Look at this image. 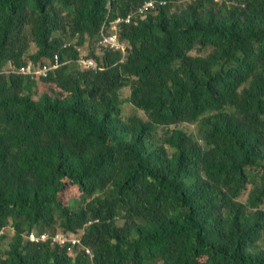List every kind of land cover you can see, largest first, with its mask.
Listing matches in <instances>:
<instances>
[{
	"label": "trees",
	"instance_id": "1",
	"mask_svg": "<svg viewBox=\"0 0 264 264\" xmlns=\"http://www.w3.org/2000/svg\"><path fill=\"white\" fill-rule=\"evenodd\" d=\"M1 230L0 264H264V0H0Z\"/></svg>",
	"mask_w": 264,
	"mask_h": 264
},
{
	"label": "built area",
	"instance_id": "2",
	"mask_svg": "<svg viewBox=\"0 0 264 264\" xmlns=\"http://www.w3.org/2000/svg\"><path fill=\"white\" fill-rule=\"evenodd\" d=\"M160 5L166 4V2L161 1L159 3ZM156 6V3L153 1L145 2L143 6H141L136 12H133L132 14L128 15L126 18L118 17L115 21L110 23V32L109 33H103L100 43L104 44L105 46H108L110 48H113L115 50H123L124 45L122 43H119L118 39V29L121 27L123 23H131L132 17L136 15H144L147 13L150 9H153ZM79 65L84 69H96L97 64L94 59H86L84 57H81L79 60ZM63 64L60 60V57L58 55L55 56L54 60L51 63L44 64L42 66H39L38 68H35L32 64H29L27 66H23L20 69V73L25 75H30L33 78L39 77V78H47L50 73L60 67H62ZM91 223V222H90ZM4 233V230L0 231V235ZM27 238L31 240L32 242H52L56 243L60 246L66 247L68 250H72L75 248L76 245L80 244V239L76 235H66L62 233L61 231H49V232H37V231H30L26 234ZM87 253L91 254V250L87 249Z\"/></svg>",
	"mask_w": 264,
	"mask_h": 264
},
{
	"label": "clouds",
	"instance_id": "3",
	"mask_svg": "<svg viewBox=\"0 0 264 264\" xmlns=\"http://www.w3.org/2000/svg\"><path fill=\"white\" fill-rule=\"evenodd\" d=\"M164 2H166V1H164ZM143 5H144V4H143ZM143 5H141V6H143ZM164 5H166V4H164ZM141 6H140V7H141ZM140 7H139V8H140ZM139 8H138V9H139ZM138 9H137V10H138ZM134 12H136V11H134ZM132 13H133V12H132ZM145 14H146V13H145ZM114 21H115V20H114ZM112 22H113V21H112ZM109 29H110V27L108 28V32H106V33H109V32H110V34H111V31H109ZM103 33H105V32H103ZM103 33H102V34H103ZM118 39H119V37H118ZM119 43H120V42H119ZM100 44H101V43H100ZM102 45H104V44H102ZM123 45H124V44H123ZM107 47H108V46H107ZM54 58H55V57H54ZM87 59H89V58H87ZM90 59H92V58H90ZM53 60H54V59H53ZM53 60H52V61H53ZM60 60H61V59H60ZM79 60H80V59H79ZM79 60H78V62H79ZM52 61H50V62H48V63H51ZM61 62H62V64H63V66L66 65V64H68V62H66V61H62V60H61ZM29 64H32L35 68H38L39 66H42V65H43V64H42V65H39V66H35L33 62H29V63H27V64H25V65H22L21 67H23V66H27V65H29ZM78 64H79V63H78ZM21 67L17 70V72L20 73V69H21ZM80 67H81V66H80ZM60 68H61V67H60ZM60 68H58V69H60ZM81 68H82V67H81ZM58 69H56V70H58ZM82 69H84V68H82ZM56 70H54V71H56ZM54 71H52V72H54ZM52 72H51V73H52ZM51 73H50V74H51ZM20 74H22V73H20ZM23 75H25V74H23ZM48 77H49V76H48ZM35 79H39V77H36ZM41 79H42V78H41ZM90 222H91V221H90ZM90 222H89V223H90ZM32 231H36V230H32ZM59 231H60V230H59ZM28 232H30V231H28ZM28 232H26V234H27ZM43 232H45V231H43ZM46 232H49V231L47 230ZM55 232H56V231H55ZM39 233H41V232H39ZM26 236H27V235H26ZM26 238H27V237H26ZM27 239H28V238H27ZM49 242H50V241H49ZM51 243H52V242H51ZM54 244H56V243H54ZM80 244H81V241H80ZM87 249H89V248H87ZM87 249H86V252H87ZM91 255H93V254H92V251H91Z\"/></svg>",
	"mask_w": 264,
	"mask_h": 264
},
{
	"label": "rangeland",
	"instance_id": "4",
	"mask_svg": "<svg viewBox=\"0 0 264 264\" xmlns=\"http://www.w3.org/2000/svg\"><path fill=\"white\" fill-rule=\"evenodd\" d=\"M40 85H42V84H40ZM46 91V90H45ZM128 95H129V91L128 90H125V92L123 93V97L124 98H126V97H128ZM125 111H126V113H132V112H135L136 111V109L134 108V106H132L130 103H126V105H125ZM6 230V229H5ZM11 230V229H10ZM12 230L10 231V234H12ZM71 251V250H70Z\"/></svg>",
	"mask_w": 264,
	"mask_h": 264
}]
</instances>
